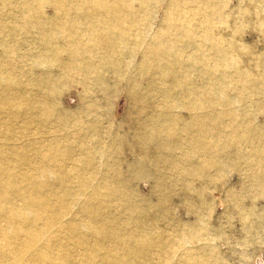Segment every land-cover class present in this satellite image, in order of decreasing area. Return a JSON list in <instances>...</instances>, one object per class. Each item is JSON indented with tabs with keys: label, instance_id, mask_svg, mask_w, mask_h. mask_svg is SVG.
<instances>
[{
	"label": "bare ground",
	"instance_id": "6f19581e",
	"mask_svg": "<svg viewBox=\"0 0 264 264\" xmlns=\"http://www.w3.org/2000/svg\"><path fill=\"white\" fill-rule=\"evenodd\" d=\"M164 4L156 20L155 8ZM225 8L218 0H0V264H218L216 243L199 225L185 235L143 220L147 211L163 210L166 190L159 187V204L144 209L129 202L122 181L107 178L116 159L111 149L109 162V149L96 140L91 107L107 78L127 87L133 77L147 78L142 98L154 105L140 146L154 149L151 163L178 170L189 193L196 176L212 184L222 171L236 170L255 207L264 197V124L249 119L264 100L257 97L264 95V55L252 61L259 76L240 67L234 52L244 48L232 47L220 27L249 13ZM190 68L203 87L190 85ZM74 86L84 119L55 117L48 98ZM182 104L190 110L184 122L175 111ZM141 176L134 171L130 179ZM50 179L61 185L60 195L44 182ZM228 197L242 228L264 222L244 211L242 198ZM151 248L159 249L157 262Z\"/></svg>",
	"mask_w": 264,
	"mask_h": 264
},
{
	"label": "rangeland",
	"instance_id": "374dc122",
	"mask_svg": "<svg viewBox=\"0 0 264 264\" xmlns=\"http://www.w3.org/2000/svg\"><path fill=\"white\" fill-rule=\"evenodd\" d=\"M218 1L225 5L226 12L229 11L235 14L236 11H247L249 13V16L246 13V17L243 16V18L239 15L241 21H233L234 17L230 16L227 20H224L227 27L220 28L222 30L221 34L224 35L227 41L231 42L232 47L243 46L245 54L239 51L234 52V57L238 60L240 67L248 69L251 75L259 76L258 72L253 69L252 61L253 58L264 55V28L261 29L259 26V24L264 26V1ZM165 6L164 4L155 8L156 20H160L163 16ZM46 12L51 13L48 9H46ZM258 12H260L259 21L256 19ZM215 33H217V29ZM26 49L27 46H23L21 51L24 52ZM138 60H140L139 57L131 65V72ZM186 76L192 87L204 86L201 75L196 69H188ZM133 78L136 80L130 83L129 87L126 86V82H113L112 78H107L106 89L103 91L95 89L92 94L94 103L91 109L95 110L96 117L99 119L96 140L109 149L107 150L109 162L112 161L111 154L109 155L111 149L114 154L112 156L116 159L107 174V178L114 184L122 181L129 188V202L144 209L159 204L156 195L159 187L166 190L165 195L162 196L163 210L160 212L159 208H153L151 211L144 213L143 220L153 219L156 226L159 227L180 228L185 235L193 233L199 225L201 233H206L211 239H214V245L216 243V253L213 258H216L218 264H264V222L255 225V221L250 228H242L237 210L231 201L232 197L229 198L228 195L231 193L236 198H242L244 211L253 210L257 219H264V197L253 203L255 207L252 206L249 196L253 193L250 192L248 187L243 189L236 170L222 171L219 174V181L215 182L216 184H203L200 182L202 180L196 176L191 184L192 191L189 193L179 180L178 170H169L163 165L151 163L150 160H153L155 156L154 149L140 146L141 141H147L145 137L147 135L145 118L147 119L146 114L150 112L152 105H154L147 97L142 98V93L149 90L150 84L145 77ZM261 86L264 88V84ZM133 91L134 96L131 95ZM257 97L261 98L264 95L260 92ZM47 101H55V117L57 118L84 119L85 117L79 86L60 88L55 96L48 98ZM181 107L175 110L178 115L177 118L180 122L188 121L190 118L189 107L185 104H182ZM249 120L254 126H263L264 100L260 101L259 106L254 110L253 117ZM60 121L68 122V120ZM142 123H144V128H142ZM213 129L216 130L214 127ZM71 131L74 130L71 129ZM53 136L55 135L52 134L49 137ZM96 140L93 142H96ZM171 140H174V138L172 137ZM139 158H141V161ZM32 160L39 161L31 157ZM24 168H28V165L26 164ZM134 171L143 172V176L139 180L130 179V175ZM104 173L105 169H103L102 175ZM128 175L129 179L127 180ZM163 177L164 181H161L159 178ZM44 182H47L50 186H55L56 188L51 189V192L60 195L61 185L57 180L50 179ZM230 188H232V191L226 194ZM198 191H200V195ZM68 202L69 199H67ZM72 213L73 217L78 220L83 217L79 215L80 212H78L77 207L72 208ZM216 246H218V249H216ZM192 247H199V244L195 243ZM156 249L158 252L159 249ZM156 249H150L152 262L159 260L157 255L154 254ZM177 250V257H179L183 250L181 248ZM212 263L216 264V261L213 260Z\"/></svg>",
	"mask_w": 264,
	"mask_h": 264
}]
</instances>
